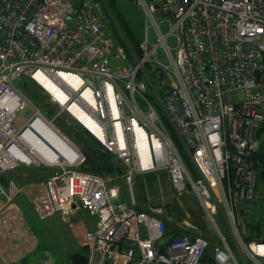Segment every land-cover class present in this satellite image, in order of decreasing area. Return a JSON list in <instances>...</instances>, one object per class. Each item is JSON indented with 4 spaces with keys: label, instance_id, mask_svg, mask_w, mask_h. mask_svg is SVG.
Segmentation results:
<instances>
[{
    "label": "built area",
    "instance_id": "built-area-1",
    "mask_svg": "<svg viewBox=\"0 0 264 264\" xmlns=\"http://www.w3.org/2000/svg\"><path fill=\"white\" fill-rule=\"evenodd\" d=\"M133 3L143 28L141 55L129 61L120 40L103 29V0H0V175L49 165L23 140L43 117L15 85L29 80L54 117L70 116L123 169L127 200L114 176L80 171L82 155L56 164L45 191L31 200L40 221L57 215L70 223L79 210L95 219L92 230L78 234L86 264L97 256L98 264H241L221 235L219 214L250 264H264V241L245 244L241 237L264 124V0ZM25 107L31 114L16 126ZM156 171L167 173L179 195L190 192L211 220L220 236L211 262L201 261L209 245L201 234L172 238L162 207L136 210L135 178ZM20 192L12 180L0 186L7 203ZM184 223L183 230L192 229Z\"/></svg>",
    "mask_w": 264,
    "mask_h": 264
},
{
    "label": "rangeland",
    "instance_id": "rangeland-1",
    "mask_svg": "<svg viewBox=\"0 0 264 264\" xmlns=\"http://www.w3.org/2000/svg\"><path fill=\"white\" fill-rule=\"evenodd\" d=\"M107 2H109L110 5H112L111 2L116 4L115 5L116 9L113 8L114 14L117 12L118 14L121 15V17L125 21H127L130 24L133 23V26L136 24L139 25V23H140L139 20L140 19L142 20V15H141V12L138 9V7L133 3V0H103V4H104L103 29L105 30L107 36H109L112 40L116 39L114 27L112 25V22L114 20H113V16H112L113 14L109 13L107 10ZM134 17H136V19H137V17H139V19L136 20V19H134ZM140 31L142 33L141 28H140ZM114 66H116V63ZM15 85L17 88H19L20 91H23L24 95L34 104V106L39 110L40 114L48 122H50L51 125L58 132H60L66 139H68V141L72 145H74V147H76L80 151V153H81L80 155H82V157H84V154L85 155L90 154L92 156V159L95 161L99 160V162H103V160L105 159V160H107L106 162H112L114 164V167L117 166V167L122 169L120 162L118 160H116L115 158H113L107 151H105L104 148L100 144L99 145L101 146V148L99 146L93 144L94 148H96V150H98V153H89L87 151V148L84 147V145L82 144V142L78 141L75 137L82 135L84 138H86L88 140V137L90 138V136L83 129H81L79 127V125L70 116H68L66 114H61L58 117H54V114H55L54 112L56 111V109L52 108V107H50V105H48V101H47V97H46L45 93L36 83L34 84V82L22 79L20 82L17 81ZM31 111L32 110L29 107H25L22 110L18 111L17 115H16L17 119L15 121V125L20 126L22 124V122L27 117H29V115L31 114ZM67 132H69L70 135L67 134V136H66L64 134ZM75 133H77V134L75 135ZM258 137L260 139V142L264 143V131H262ZM174 143L176 144V146H178L177 142L174 141ZM102 156L104 157V159H100V158H102ZM24 168L32 170V173L37 172L38 171L37 169H39L42 172L41 177H46V176L48 177L50 174H52V172H54L55 170L58 169V166H56V164L55 165L41 164L40 166L33 165L32 167L20 166L19 169H24ZM16 170H18V168ZM13 171H9V172H6V173H3L2 175H0V181H1L0 186L5 187V185L3 183L4 178H6V180L11 179L14 183H16V181L18 183L19 182L23 183V180L26 177L22 176V175L15 177L14 174H15V172H18V171H14V172ZM103 176L104 177L105 176H110V177L114 176L115 180L111 183L119 185L120 189H122V193L123 192H124V194L127 193V190H126L125 185H124V179H123L122 173L118 175L117 173L113 172L111 174H106ZM137 177L142 178L143 179L142 181L144 184V186H138L137 180L135 179L136 182L134 180L135 194L140 196L139 202H140V205L142 208L146 207V209H149V208H155V207L160 206L164 209V211H168L169 209H171L173 211V214L170 216L168 215V216L170 218H172L173 221H174L173 218L176 215H178V214L181 215L179 212L185 213V215L187 216L186 219H188V217H190L192 215L191 212H195L197 214V210H199V208H198V202L195 199V197L190 192H182L181 195H179L178 192L173 187H171L167 173H165L163 171L162 172L156 171V172H151V173L141 175V176H137ZM13 178H15L16 181ZM143 204H144V206H143ZM26 212L29 214V218H33L32 220H34V221L37 220V219H35V217L32 213L33 211H31L30 209L29 210L26 209ZM242 218H243L242 220H243V225H244V229H245V219H244L245 217H242ZM215 220H216V222L220 228L222 237L225 239V241L227 242L229 247L233 250V253H234L236 259L238 260V262H240L241 264H245V262H247V264H250V261L247 259L245 254L238 250V248L240 249V246H239L240 242H239V240H236L235 236H232L229 233V230L227 228V225H226L225 220L223 219L222 215L221 214L217 215L215 217ZM182 221H185V220L182 219ZM175 222L176 221H174V224H175ZM202 222H204L205 226H207V223L209 224V231L213 235L212 239H213L214 243L217 244L219 242L220 236L218 235L217 231L215 230L211 220L206 217V218H203ZM33 223L35 224V222H33ZM188 223L191 224L190 222H188ZM37 224L38 223H36V225ZM192 230L196 233H200V234L202 233L201 228L199 226H196V225L194 227H192ZM245 232H246V229H245ZM87 257H88V255H87ZM87 260H88V258H87Z\"/></svg>",
    "mask_w": 264,
    "mask_h": 264
},
{
    "label": "crops",
    "instance_id": "crops-1",
    "mask_svg": "<svg viewBox=\"0 0 264 264\" xmlns=\"http://www.w3.org/2000/svg\"><path fill=\"white\" fill-rule=\"evenodd\" d=\"M19 168L14 170L18 171L14 176L22 175L26 178L23 183L13 179L21 192L8 203L5 198L0 197V264H71L67 261L66 252L68 255L84 252L78 234L80 231L92 230L95 219L87 212L79 210L71 217L70 223H66L57 215L40 221L33 210L31 200L45 191L43 183L51 174L48 177H41L42 172L39 169L32 173L30 169ZM9 180L4 178L5 186ZM120 190V199L124 201L127 199V193L124 194L122 189ZM26 209L33 211L37 220L29 218ZM165 218L167 221L171 219L166 214ZM184 222L187 221L177 225L183 228ZM98 263L97 256L93 264Z\"/></svg>",
    "mask_w": 264,
    "mask_h": 264
},
{
    "label": "trees",
    "instance_id": "trees-1",
    "mask_svg": "<svg viewBox=\"0 0 264 264\" xmlns=\"http://www.w3.org/2000/svg\"><path fill=\"white\" fill-rule=\"evenodd\" d=\"M112 5H110L109 2H107V10L109 13H112L113 15V22L112 25L114 27V32H115V37L116 39H119L121 44L124 45V49L126 53L128 54L129 61H134V57L136 56L137 58L140 57L141 53L139 50V43L141 40V31L140 28H143V16L142 20H139V25H134L133 23H128L125 21L120 14L117 12L114 14L113 13V8L116 9V4L111 2ZM142 15V13H141ZM136 19V17H134ZM139 19V17H137ZM136 19V20H137ZM133 54V56L131 55ZM166 123V122H165ZM264 124L261 125V127L258 129L256 136L258 138L259 134L264 131ZM171 136L175 142L178 144V148L180 151H182L181 144L179 143L177 137L173 133V131L169 128ZM66 136L67 134L70 135L69 132L64 133ZM77 133H75L76 135ZM88 137V136H87ZM78 141L82 142L84 147L87 148V151L89 153H98V150L94 148L93 144L101 146L93 140L91 137H88V140L84 138L82 135L75 137ZM259 139V138H258ZM260 141V140H259ZM85 162L83 166L79 168L80 171L82 172H88V173H93L97 174L100 176L106 175V174H111L113 172L119 174H123V169L115 166L112 162H106L107 160L104 159L103 162H99V160L95 161L92 159V156L90 154H84ZM108 159V158H107ZM187 168L190 170L192 174H194V168L193 165L191 164L189 159L185 160ZM253 163H254V169L257 173V181H256V187L252 196V199L249 201H246L242 204V215L245 217V229L246 232L244 235H242V239L245 244H248L252 241H264V143L260 142L259 145V150L256 152V154L253 157ZM137 180L138 186H144L143 184V179L140 177L135 178ZM135 180V182H136ZM142 195V194H141ZM136 210L137 211H147L146 207H141L140 205V196L136 195ZM144 206V204H143ZM198 208L197 214L195 212H191V216L187 218L185 213L179 212L181 215H176L172 220L166 222L167 226V233L166 235L171 236L172 238L178 237L184 233L190 234V233H196L192 229H187L183 230L180 228L177 224L182 221V219L188 221L193 224L194 226H199L202 230L201 235L205 238V240L208 241L209 245L206 248L203 257H202V262H211L213 260V252H214V246L219 244L214 243L212 239V234L209 231V224L207 223V226L204 225L203 218H206L207 215L202 208V206L198 203ZM166 215H172L173 211L169 209L168 211H165ZM164 214V218H165ZM197 215V216H196ZM208 218V217H207ZM166 219V218H165ZM173 221V222H172ZM192 225V226H193ZM193 226V227H194ZM200 234V233H199ZM211 234V235H210ZM67 254V261H69L71 264H86L87 263V250L84 249L83 253H73V254Z\"/></svg>",
    "mask_w": 264,
    "mask_h": 264
},
{
    "label": "bare ground",
    "instance_id": "bare-ground-1",
    "mask_svg": "<svg viewBox=\"0 0 264 264\" xmlns=\"http://www.w3.org/2000/svg\"><path fill=\"white\" fill-rule=\"evenodd\" d=\"M37 80L44 88L59 96L57 89L49 80L42 76H38ZM72 111L79 116L75 109ZM82 121L86 122L83 119ZM23 138L24 142L46 164L72 163L78 157L76 148L69 141H65L64 136L43 117L37 116L32 121ZM22 158L27 161L32 159L26 155Z\"/></svg>",
    "mask_w": 264,
    "mask_h": 264
},
{
    "label": "water",
    "instance_id": "water-1",
    "mask_svg": "<svg viewBox=\"0 0 264 264\" xmlns=\"http://www.w3.org/2000/svg\"><path fill=\"white\" fill-rule=\"evenodd\" d=\"M65 138V137H64ZM65 141H68V139L65 138ZM74 146V145H73ZM76 148V147H75ZM77 152H78V155H80V151L76 148Z\"/></svg>",
    "mask_w": 264,
    "mask_h": 264
}]
</instances>
